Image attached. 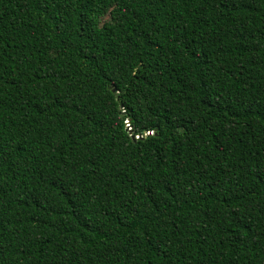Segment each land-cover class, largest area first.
Returning a JSON list of instances; mask_svg holds the SVG:
<instances>
[{
  "label": "trees",
  "instance_id": "16d2710c",
  "mask_svg": "<svg viewBox=\"0 0 264 264\" xmlns=\"http://www.w3.org/2000/svg\"><path fill=\"white\" fill-rule=\"evenodd\" d=\"M0 264H264V0H0Z\"/></svg>",
  "mask_w": 264,
  "mask_h": 264
},
{
  "label": "built area",
  "instance_id": "2783aa9c",
  "mask_svg": "<svg viewBox=\"0 0 264 264\" xmlns=\"http://www.w3.org/2000/svg\"><path fill=\"white\" fill-rule=\"evenodd\" d=\"M126 126H127L128 129H130V128L128 127V123H126Z\"/></svg>",
  "mask_w": 264,
  "mask_h": 264
}]
</instances>
